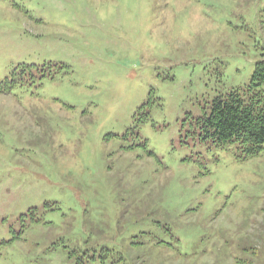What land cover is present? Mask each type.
Here are the masks:
<instances>
[{"label": "rangeland", "instance_id": "1", "mask_svg": "<svg viewBox=\"0 0 264 264\" xmlns=\"http://www.w3.org/2000/svg\"><path fill=\"white\" fill-rule=\"evenodd\" d=\"M263 59L264 0H0V264H264L205 123Z\"/></svg>", "mask_w": 264, "mask_h": 264}, {"label": "trees", "instance_id": "2", "mask_svg": "<svg viewBox=\"0 0 264 264\" xmlns=\"http://www.w3.org/2000/svg\"><path fill=\"white\" fill-rule=\"evenodd\" d=\"M262 83L264 59L257 62L252 84L246 90L234 89L213 101L205 123L210 136L220 145L236 143L246 156H255L264 149V90L259 87ZM258 257H253L251 264H262Z\"/></svg>", "mask_w": 264, "mask_h": 264}]
</instances>
